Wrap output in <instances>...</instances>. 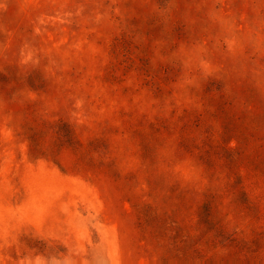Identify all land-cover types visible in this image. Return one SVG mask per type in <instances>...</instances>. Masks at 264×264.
Instances as JSON below:
<instances>
[{
    "label": "rangeland",
    "instance_id": "rangeland-1",
    "mask_svg": "<svg viewBox=\"0 0 264 264\" xmlns=\"http://www.w3.org/2000/svg\"><path fill=\"white\" fill-rule=\"evenodd\" d=\"M0 264H264V0H0Z\"/></svg>",
    "mask_w": 264,
    "mask_h": 264
}]
</instances>
